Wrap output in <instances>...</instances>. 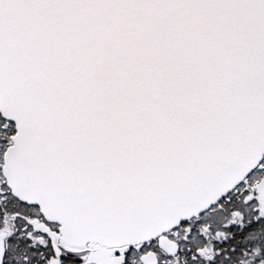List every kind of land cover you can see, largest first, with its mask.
I'll return each instance as SVG.
<instances>
[{
	"label": "snow or ice",
	"instance_id": "snow-or-ice-1",
	"mask_svg": "<svg viewBox=\"0 0 264 264\" xmlns=\"http://www.w3.org/2000/svg\"><path fill=\"white\" fill-rule=\"evenodd\" d=\"M0 264H264V0H0Z\"/></svg>",
	"mask_w": 264,
	"mask_h": 264
}]
</instances>
